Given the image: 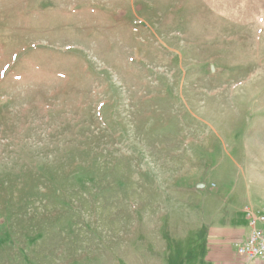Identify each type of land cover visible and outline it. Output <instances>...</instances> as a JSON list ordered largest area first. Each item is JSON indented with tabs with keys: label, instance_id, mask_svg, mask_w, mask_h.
I'll use <instances>...</instances> for the list:
<instances>
[{
	"label": "rangeland",
	"instance_id": "obj_1",
	"mask_svg": "<svg viewBox=\"0 0 264 264\" xmlns=\"http://www.w3.org/2000/svg\"><path fill=\"white\" fill-rule=\"evenodd\" d=\"M247 208L264 0H0V264H197Z\"/></svg>",
	"mask_w": 264,
	"mask_h": 264
},
{
	"label": "crops",
	"instance_id": "obj_2",
	"mask_svg": "<svg viewBox=\"0 0 264 264\" xmlns=\"http://www.w3.org/2000/svg\"><path fill=\"white\" fill-rule=\"evenodd\" d=\"M256 211L264 213L263 208ZM260 227L264 230V225ZM248 234V223L241 210L229 212L224 218L220 215L218 222L210 226L205 234L206 247L197 264H264L258 260L248 261L238 254L237 245Z\"/></svg>",
	"mask_w": 264,
	"mask_h": 264
},
{
	"label": "built area",
	"instance_id": "obj_3",
	"mask_svg": "<svg viewBox=\"0 0 264 264\" xmlns=\"http://www.w3.org/2000/svg\"><path fill=\"white\" fill-rule=\"evenodd\" d=\"M248 223L247 238L237 245L238 254L248 261L258 260L264 263V213L247 208L244 212Z\"/></svg>",
	"mask_w": 264,
	"mask_h": 264
},
{
	"label": "water",
	"instance_id": "obj_4",
	"mask_svg": "<svg viewBox=\"0 0 264 264\" xmlns=\"http://www.w3.org/2000/svg\"><path fill=\"white\" fill-rule=\"evenodd\" d=\"M200 188H202L203 186L202 185H199Z\"/></svg>",
	"mask_w": 264,
	"mask_h": 264
}]
</instances>
